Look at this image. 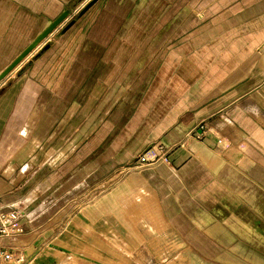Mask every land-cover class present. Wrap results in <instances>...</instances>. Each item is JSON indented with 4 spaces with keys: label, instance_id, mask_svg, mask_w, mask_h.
I'll use <instances>...</instances> for the list:
<instances>
[{
    "label": "crops",
    "instance_id": "crops-1",
    "mask_svg": "<svg viewBox=\"0 0 264 264\" xmlns=\"http://www.w3.org/2000/svg\"><path fill=\"white\" fill-rule=\"evenodd\" d=\"M91 1L0 0V73L68 11L0 80V207L24 228L0 238L13 264H139L155 236L206 264H264V0H96L79 16ZM157 22L179 35L150 34ZM142 74L131 101L122 77ZM97 108L114 130L84 134Z\"/></svg>",
    "mask_w": 264,
    "mask_h": 264
},
{
    "label": "rangeland",
    "instance_id": "rangeland-1",
    "mask_svg": "<svg viewBox=\"0 0 264 264\" xmlns=\"http://www.w3.org/2000/svg\"><path fill=\"white\" fill-rule=\"evenodd\" d=\"M173 13L174 12H172V11L170 12V10L166 11L164 13L155 12L153 15V19L154 20L159 19L160 21H163V20L166 21V20H168L169 17H172ZM198 15H199V12H192L189 14L188 18L192 17L190 20L192 22H194L195 21L194 19H196V16L199 17ZM172 20H174L172 22V24H175L177 21V19H172ZM187 21L190 23L189 20H187ZM197 21L200 22L201 20H198V18H197ZM202 21H204L206 23H202V26L204 27L202 30L203 32L201 33L202 35L200 34L198 37L211 38L212 36H214L216 34V32L211 30L210 25H209V23H207V21H205V20H202ZM158 24H159V22L156 23L155 28L150 30V34L153 33L155 35L158 34L162 37H167V38H165V39H167V41H169L171 38L173 39L174 37H177L179 35L178 29L174 30L172 28L169 30H162V29L158 28V26H157ZM194 24H192V25H194ZM189 25L192 26L191 24H187V28L190 27ZM146 31L147 30H145V29L141 30L139 33V37L148 36L149 34H144V33H146ZM146 47L147 46H143V45L139 46L140 54L143 52L144 49H146ZM165 48H169V46L166 44L158 45L155 52L157 54H159V53L163 52L165 50ZM193 49H194V45H193ZM208 51H209V49H208ZM225 51H226V47L223 50V52H225ZM156 57H157V55H156ZM156 59H155V62L157 64L158 62ZM139 63H140V65L142 64V66L139 67V70H140V68L144 67V63H146V61L143 62L140 60ZM175 63L176 64L178 63L179 65H181L183 62L180 60V61L175 62ZM129 64H131V63H128V65ZM178 64L176 66H174L173 68H171L170 73L172 72V74H173L179 70L177 68ZM145 78L146 77L143 76V74L140 76H136V77H131V76L122 77L124 90H126L127 93L129 92L128 95L133 94L130 97L128 96L131 99V101L136 100V98H137L136 93L140 92L141 86H144V83H142V82L145 80ZM171 78L170 79L166 78L165 80L169 83V81L173 79V78L172 79ZM130 92H132V93H130ZM109 94L110 93H108L106 96V99H105L106 102L109 101V96H110ZM92 99H93V97H92ZM108 104H109V102H107V105ZM123 109H124L125 113H124L122 120H125V122H126V120L129 118V117H127V116H129L127 113V112H129V108H126L124 105ZM105 110L106 109L99 110V108H97L94 111L91 121L86 125V128L84 129V134H87L89 131H91L92 133L94 132V134H96V133L98 134V132H100V131L102 133V132H106L108 130H112V128L114 130V124L115 123L114 124L112 123V126H111V124L109 122L111 117L109 115L106 116L105 122L103 121L101 123L102 129L98 128L100 118H102V116L104 115ZM105 124H106L107 129H104ZM103 130H105V131H103ZM204 130H207V128L205 126L201 129V132L203 133ZM94 134H92V137L94 136ZM109 138H110V136L106 137V141L104 142L105 144L102 143L103 146L104 145L109 146V144L112 143V142H110ZM94 143H95V145H94ZM92 146H93V148L98 149L99 142L97 140L96 141L92 140ZM105 187L106 186L97 188L96 192L98 193L99 191L103 190ZM78 204H80V202H78ZM148 244L153 247V252L139 254L140 255L139 256V264H206L205 261L200 259L198 256H196V254L189 247L184 248L183 245L176 242V240L170 236H155L153 239L149 238ZM66 263L67 264H77L74 260H71V259L67 260Z\"/></svg>",
    "mask_w": 264,
    "mask_h": 264
},
{
    "label": "built area",
    "instance_id": "built-area-1",
    "mask_svg": "<svg viewBox=\"0 0 264 264\" xmlns=\"http://www.w3.org/2000/svg\"><path fill=\"white\" fill-rule=\"evenodd\" d=\"M139 164H150L143 155H137ZM22 213L18 209L4 211L0 207V238L15 239L24 233V228L20 223ZM9 245L0 242V264H13L14 252Z\"/></svg>",
    "mask_w": 264,
    "mask_h": 264
},
{
    "label": "water",
    "instance_id": "water-1",
    "mask_svg": "<svg viewBox=\"0 0 264 264\" xmlns=\"http://www.w3.org/2000/svg\"><path fill=\"white\" fill-rule=\"evenodd\" d=\"M96 0H92L79 14V16ZM68 15V11L65 10L55 20L51 21L48 26L38 34L35 39L20 53L18 56L0 73V80L3 79L11 70H13L21 61H23L31 51L47 36L49 35ZM74 23V20L69 22L62 30L64 32Z\"/></svg>",
    "mask_w": 264,
    "mask_h": 264
}]
</instances>
